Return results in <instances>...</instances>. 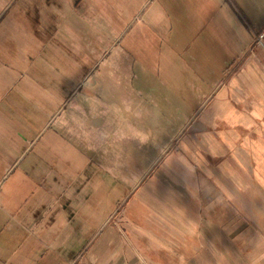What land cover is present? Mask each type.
Instances as JSON below:
<instances>
[{
	"label": "crops",
	"instance_id": "crops-1",
	"mask_svg": "<svg viewBox=\"0 0 264 264\" xmlns=\"http://www.w3.org/2000/svg\"><path fill=\"white\" fill-rule=\"evenodd\" d=\"M124 17L159 43L161 91L185 120L176 137L210 162L200 193L242 200H162L157 170L90 153L105 143L97 113L132 117L121 73L131 88L135 66L148 71L111 55ZM65 25L80 34L57 37ZM263 40L264 0H0V264H264Z\"/></svg>",
	"mask_w": 264,
	"mask_h": 264
},
{
	"label": "rangeland",
	"instance_id": "rangeland-1",
	"mask_svg": "<svg viewBox=\"0 0 264 264\" xmlns=\"http://www.w3.org/2000/svg\"><path fill=\"white\" fill-rule=\"evenodd\" d=\"M20 2L22 3V1H19L16 4V8H18ZM41 4L43 5L42 1ZM31 5L30 2L25 10H31ZM45 10L46 9H42V11ZM90 19L96 20V18L92 17H90ZM130 19L131 18L128 17L121 18V29L124 30V28H126L121 34L120 43L115 45L117 47L111 55L116 56V53L120 52L121 55L124 56L126 55L124 52L128 51L140 62L144 63L146 61L148 64V71L144 70L143 64H137L134 70L135 78L132 77L131 80L133 81V86H131V88L128 87V80L125 78V73H121L120 76L123 81H120L122 85L118 93V95L121 94V97L117 99L118 105L122 112L127 109V111L132 114V117H130V122L127 123L126 121H128V118L126 119L124 114L118 115L116 112H113L110 116L102 115L104 116L103 118L97 113L96 118L98 120L100 118V121L104 120V128L98 129V132L102 135V138L104 137L105 143L99 144L98 147L96 146V150H90L89 148V151H91L90 153L94 151H96V153H101V148H105L109 155H113L111 153L117 152L121 154L122 157L126 158V163H122L126 165V170L132 174L135 173V171L137 175L144 174L147 167H149V169L152 168L154 172L157 170L154 177L151 179V184L154 191L158 192L162 200L167 199L165 195L168 197V200L172 201L187 199L215 200L216 198H223L226 195L232 196L234 200H242L243 198L240 193H220L216 192V190L213 191V193H206V196H204V193H200L203 191L201 188L203 185H208V183L212 184L208 182L211 181L212 178L205 176L202 170L204 169L202 167L207 168L210 162L198 160L200 156V154H198V147H194L192 142L181 144L182 142L178 141L176 135L180 132V127L184 124L185 120L182 112L177 111L179 99L171 93L169 94L171 98H165L161 91L160 59L156 62L159 53L155 49V46L159 43L152 35L146 33V35L142 36L143 38L137 37V39L134 29L131 30L130 25L128 26ZM142 20L144 21L145 17H142ZM82 24L84 26L82 35L84 38L91 40L93 36H95L93 32L95 28L89 26L91 23H87L86 21H83ZM55 29L58 30V28L53 27V30ZM70 29L71 26L65 25L63 29L56 33V36L59 37L60 34L63 36L65 32H75ZM77 33L79 32H75V34ZM109 34L111 33L99 34V36L104 38L105 47L111 42L110 37H112L113 34L110 36ZM249 36L250 40L254 37L253 33L250 32ZM149 38L150 40H148ZM76 43L78 42L76 41ZM254 49L255 52L259 53V57L264 64V48L256 44ZM125 101L127 103H125ZM134 116L136 118H134ZM108 117L111 118V122L109 123L107 122ZM150 132L152 136H154V139L170 140V138H174L168 143L163 142L158 145L154 143L151 145V142L154 140L152 141L150 139ZM186 137L188 139V135ZM129 142L132 143L130 144ZM119 154L117 155L118 157H120ZM224 163L225 162L222 163V166ZM211 164L215 166L216 162H211ZM232 164L240 167L236 162H232ZM161 165L165 171L162 170ZM217 166H219V164ZM236 170L239 171V169ZM234 179L237 183L244 184V176ZM143 180L141 181V177H138L137 184H143ZM217 180L219 184L225 181V179L221 177H217ZM183 194L186 196L185 199H183ZM199 196H201V198ZM234 211L239 213L242 212L238 208ZM234 218L233 223L235 221ZM234 228H236L235 225Z\"/></svg>",
	"mask_w": 264,
	"mask_h": 264
},
{
	"label": "built area",
	"instance_id": "built-area-1",
	"mask_svg": "<svg viewBox=\"0 0 264 264\" xmlns=\"http://www.w3.org/2000/svg\"><path fill=\"white\" fill-rule=\"evenodd\" d=\"M69 264H81V263H79L78 261H72V262L69 263Z\"/></svg>",
	"mask_w": 264,
	"mask_h": 264
}]
</instances>
